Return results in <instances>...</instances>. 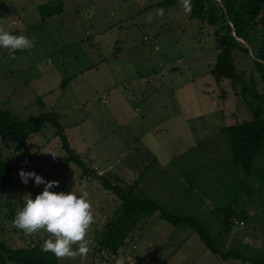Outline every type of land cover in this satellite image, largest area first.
Masks as SVG:
<instances>
[{
    "label": "rangeland",
    "instance_id": "rangeland-1",
    "mask_svg": "<svg viewBox=\"0 0 264 264\" xmlns=\"http://www.w3.org/2000/svg\"><path fill=\"white\" fill-rule=\"evenodd\" d=\"M47 1L50 0H0V27L6 31L17 29L18 35L34 41L30 50L12 52L0 48V109L20 121L46 111L59 113L70 147L81 146L77 139L83 138L85 147L76 151L81 159L96 175L122 191L150 164L148 175L154 173L160 184L158 188L144 180L146 194L171 213L187 214L192 209L201 216L234 201L237 208L244 206L248 217L252 216L258 202L240 194L242 190L230 165L220 163L226 148L221 136L206 147L202 158L197 151L205 146L181 158L186 150L225 125L250 118L228 81L215 82L209 75L216 53L211 29L185 14L180 2L166 6L157 4L162 0H61L63 12L47 18L43 27L35 30L40 20L34 7ZM161 8L164 15L148 22L147 16H155ZM260 16L264 20V11ZM259 23L264 27V22ZM104 29L107 39L102 35ZM260 32L253 29V33ZM88 35L94 37L90 39ZM250 35L243 44L251 50L255 42ZM114 46L119 50L112 61ZM248 56L235 51L234 61L245 75L255 78L260 89ZM94 62V67L86 66L93 70L78 71ZM116 66L121 69H113ZM65 78L69 80L67 88L60 90V80ZM160 97L163 99L158 100ZM52 131L45 124L28 136L29 147L18 154L7 138H0V148L3 161L13 166L21 153L28 155L29 165L47 176L46 181L59 182L50 191L89 194L94 215L88 237L90 252L85 258L57 259L60 264H123L124 255L148 256L156 264H248L220 260L203 247L189 228L171 226L161 219L147 224V232L140 231L142 228L131 232L115 257L101 253L96 246L100 232L95 234L94 230L101 229L116 210L117 200L98 181L81 177L77 166L62 162L65 152ZM50 151L58 156L53 158ZM186 175L198 178L185 194L189 187ZM244 182L252 188L254 175L246 176ZM43 188L44 185L35 186L31 179L25 185L17 173L7 190L0 193V240L9 247H24L31 242L43 248L49 238L44 231L26 235L13 224L27 199H34ZM10 208L13 218L8 215ZM248 220L242 226H230L223 234V249L234 246L235 238L253 246L263 243L260 224ZM213 225L215 229L217 224ZM211 236L215 237L213 232Z\"/></svg>",
    "mask_w": 264,
    "mask_h": 264
},
{
    "label": "trees",
    "instance_id": "trees-1",
    "mask_svg": "<svg viewBox=\"0 0 264 264\" xmlns=\"http://www.w3.org/2000/svg\"><path fill=\"white\" fill-rule=\"evenodd\" d=\"M178 2L180 0H162L157 4L170 6ZM191 2L192 11L189 17L206 24L211 29L215 44V59L209 70V75L215 82L220 79L228 81L231 91L242 100L250 114V118L225 125L212 137L186 150L181 154V158L189 157L198 147L205 146L197 151L202 158V155L207 152L206 147H209L216 139L220 140L219 136H221L226 148L225 158L220 163L230 165L234 173L233 177L238 179L239 187L242 190L240 194L249 196L251 202L255 200L258 202V207L252 216L248 217L244 206L237 208L234 201H231L228 205L224 204L216 209H210L201 216L196 215V210L192 209L187 214L171 213L158 200L146 194L144 180L145 183L147 181V183L156 182L160 184L154 173L148 175L150 168H152L150 164L133 179L127 189L122 191L118 185L111 184L105 177L96 175L95 170L89 168L81 159V156L70 147L57 112L46 111L20 121L7 110L0 109V138H7L12 141L14 152L18 154L21 150L27 148L28 136L39 132L47 124L52 128V135L57 138L60 148L65 152L62 162L74 164L81 172V177L85 176V179L98 181L103 190L113 193L117 200L116 210L108 217L101 229L94 230L95 234L100 232L96 240V246L99 251H102L101 253L108 252L115 256L117 251L124 246L131 232L139 231L138 228H142L140 231L145 230L147 232V224L151 225L152 222L161 219L171 226L189 228L196 234L203 247L220 260L233 259L239 260L241 263L264 264V239L260 246L242 243L235 237L237 242L232 247L223 249L220 243L221 237L229 231L230 226L239 227V225H233L231 221L233 217L242 220L243 223L246 219H249V223L258 221L264 236V27H261L259 23L264 22L263 16H260L261 12L264 11V0H191ZM34 11L41 22V24L39 22L38 26H35V30H40L47 18L63 12L62 1L50 0L40 3L35 6ZM254 28H258L261 32L259 34L253 33ZM106 30H103L102 35L105 34ZM9 32L18 35L17 29ZM248 33L251 34V39L255 42L251 50L243 44ZM94 36L88 35L90 39ZM117 50L119 48L114 46L111 56L112 61L116 59L114 54L117 53ZM235 51L250 55L248 57L253 71L258 76L262 86L260 89L251 74L245 75L244 70L237 67L234 61ZM103 61L105 63L106 60ZM95 64V62L91 65L87 63L83 70L79 69L78 71L82 73L85 69L91 66L94 67ZM68 82L67 78L61 79L58 88L60 90L65 88L66 90ZM220 96H224V91H221ZM37 102L42 105L39 99H37ZM23 155H25L24 152L18 156L17 162L13 166L11 163L3 161L0 148V193L7 190L13 176L19 173L21 169L35 172L46 179L47 176L42 175L36 167L32 165L20 166L18 164ZM211 171L212 169H209V173ZM229 174L231 177V172ZM249 174L255 177V185L252 188L244 182ZM197 178L198 175L185 176L186 181L189 183V187L187 186L186 189L184 187L185 194ZM233 206H236V208ZM12 213L13 211L10 208L8 215L12 217ZM213 223L217 224L215 229H213ZM210 230L215 237L211 236ZM217 239H220L218 241L219 247L217 246ZM124 257L126 259L123 264H128V259L136 263L142 258L157 263L155 259L148 258V256L141 257L138 255L136 258H130L124 255ZM0 264L60 263L51 252L44 251L37 243L31 244L29 242L24 247L11 248L0 240Z\"/></svg>",
    "mask_w": 264,
    "mask_h": 264
},
{
    "label": "clouds",
    "instance_id": "clouds-1",
    "mask_svg": "<svg viewBox=\"0 0 264 264\" xmlns=\"http://www.w3.org/2000/svg\"><path fill=\"white\" fill-rule=\"evenodd\" d=\"M185 14H191V0H180ZM164 9L156 10L155 16L149 14L147 21L162 17ZM34 46L33 38L26 35H14L0 27V48L15 51L30 50ZM55 158L54 152H48ZM19 178L25 185L33 180L35 186L44 185L42 192L35 198L29 197L22 210L14 217L13 224L26 235H36L41 231L49 234L44 241L43 250L51 252L58 260L87 257L90 252L89 231L94 223L92 205L88 193H67L50 191L58 187L55 180L46 181L32 171H19Z\"/></svg>",
    "mask_w": 264,
    "mask_h": 264
},
{
    "label": "built area",
    "instance_id": "built-area-1",
    "mask_svg": "<svg viewBox=\"0 0 264 264\" xmlns=\"http://www.w3.org/2000/svg\"><path fill=\"white\" fill-rule=\"evenodd\" d=\"M18 164L20 166H25V165H29V156L28 155H23L21 157V159L18 161ZM231 221L233 223V225H239V226H242L243 225V221L242 220H239L237 218H231ZM128 264H156L155 262L153 261H148L147 258H142L141 260L137 261L136 263H134L132 260L128 259Z\"/></svg>",
    "mask_w": 264,
    "mask_h": 264
},
{
    "label": "crops",
    "instance_id": "crops-1",
    "mask_svg": "<svg viewBox=\"0 0 264 264\" xmlns=\"http://www.w3.org/2000/svg\"><path fill=\"white\" fill-rule=\"evenodd\" d=\"M0 6H2V5H0ZM35 8V7H34ZM1 10H3L2 8H0ZM8 9H10L9 7H8ZM104 36V38H106V36L107 35H103ZM117 65V64H116ZM113 69H121V67H119V66H116V68H113ZM89 70H91L90 68H89ZM169 95H171V94H167V96H169ZM163 98L162 97H160L158 100H162ZM159 102V101H158ZM157 102H155V104H156ZM154 104H152V106H153ZM151 106V107H152ZM151 107L150 108H147L146 109V111H148V110H150L151 109ZM78 140V142L80 141V142H82V144H81V146H82V148H84L85 146H83V138H78L77 139ZM72 146V148L75 150V151H77V152H79V150L81 149V146H78V147H76V146H73V145H71ZM27 147H29V145H28V143H27ZM41 148V147H40ZM39 148V149H40ZM87 149V152H88V149H89V147H87L86 148ZM90 150V149H89ZM89 154H90V152H88ZM90 159H91V157H90ZM140 172V171H139ZM138 175H139V173H138ZM138 175H136V177L138 176ZM156 177V176H155ZM166 177H168V175L167 176H165L164 178H166ZM157 178V177H156ZM155 184V186H157L158 188H159V185L158 184H156V183H154ZM148 229H149V227H148ZM145 231V230H144ZM143 231V232H144ZM127 239H130V237H127ZM117 254H118V252H117ZM119 256H121V259L123 258V256H122V254L121 255H119ZM115 257V256H114ZM115 260H116V258H115ZM203 264V263H202Z\"/></svg>",
    "mask_w": 264,
    "mask_h": 264
}]
</instances>
